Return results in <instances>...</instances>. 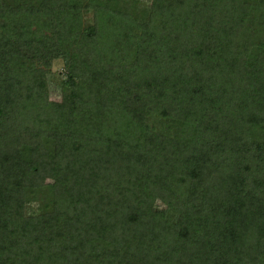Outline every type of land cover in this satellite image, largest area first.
Listing matches in <instances>:
<instances>
[{
	"label": "trees",
	"instance_id": "trees-1",
	"mask_svg": "<svg viewBox=\"0 0 264 264\" xmlns=\"http://www.w3.org/2000/svg\"><path fill=\"white\" fill-rule=\"evenodd\" d=\"M146 2L0 0V264H264V0Z\"/></svg>",
	"mask_w": 264,
	"mask_h": 264
},
{
	"label": "rangeland",
	"instance_id": "rangeland-1",
	"mask_svg": "<svg viewBox=\"0 0 264 264\" xmlns=\"http://www.w3.org/2000/svg\"><path fill=\"white\" fill-rule=\"evenodd\" d=\"M147 4L146 0H138V5L140 8ZM83 20L85 24H90L91 16L89 12L83 13ZM62 75V63L60 60H55L51 64V69L49 74L46 76L47 89H48V98L50 101L58 102L59 100V86L60 78ZM158 209H163V206L157 203ZM25 213L28 215L35 213V207L32 204H29L25 208Z\"/></svg>",
	"mask_w": 264,
	"mask_h": 264
}]
</instances>
